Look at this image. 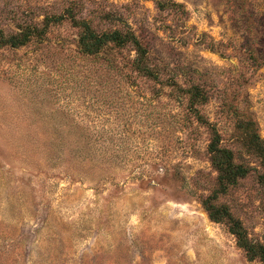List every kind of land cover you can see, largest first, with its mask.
I'll list each match as a JSON object with an SVG mask.
<instances>
[{
	"label": "rangeland",
	"instance_id": "374dc122",
	"mask_svg": "<svg viewBox=\"0 0 264 264\" xmlns=\"http://www.w3.org/2000/svg\"><path fill=\"white\" fill-rule=\"evenodd\" d=\"M67 8L128 23L159 76L81 53L70 20L0 48V264H264L204 202L264 243V0H0V29ZM213 128L245 168L225 188Z\"/></svg>",
	"mask_w": 264,
	"mask_h": 264
},
{
	"label": "trees",
	"instance_id": "16d2710c",
	"mask_svg": "<svg viewBox=\"0 0 264 264\" xmlns=\"http://www.w3.org/2000/svg\"><path fill=\"white\" fill-rule=\"evenodd\" d=\"M73 12L72 8H67L61 14L48 15L43 21L45 26L42 28L40 26H22L20 30L13 32H5L3 29H0V48H19L27 45L32 40L46 39V34L49 31L48 29H50L49 27L61 24L64 20H70L77 29L75 41L81 53L98 55L101 52L120 51L129 45L136 51L134 62L139 69L138 71L147 76H159L157 68L150 63V51L147 45L139 38L128 23L122 21L123 28L99 32L93 29L91 23L86 19H77L73 15ZM179 88L181 91L180 95L184 98L190 92L196 96L201 91L198 85H191L189 88L180 86ZM200 104L201 101L194 103V108L197 111L200 123L212 128L210 122L202 118ZM212 132H214V128ZM218 139V133L214 132L210 143V151L216 166L220 170V179L222 186L225 188L226 184L234 183L237 181L238 176L244 175L245 168L241 165L234 164L230 160V153L219 145ZM204 202L206 203L211 218L218 221L228 220L230 230L237 236L238 243L246 249L251 259L260 257L264 260V243L255 242L250 239L241 222L235 219L226 207L215 205L212 201H209V203H207L208 201Z\"/></svg>",
	"mask_w": 264,
	"mask_h": 264
}]
</instances>
